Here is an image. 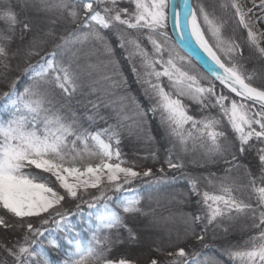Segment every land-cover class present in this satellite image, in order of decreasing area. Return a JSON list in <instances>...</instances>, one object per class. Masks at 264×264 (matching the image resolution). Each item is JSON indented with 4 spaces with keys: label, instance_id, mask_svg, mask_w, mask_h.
Wrapping results in <instances>:
<instances>
[{
    "label": "snow or ice",
    "instance_id": "6c2138e0",
    "mask_svg": "<svg viewBox=\"0 0 264 264\" xmlns=\"http://www.w3.org/2000/svg\"><path fill=\"white\" fill-rule=\"evenodd\" d=\"M258 22L264 0H0V264H264V70L225 35L264 59Z\"/></svg>",
    "mask_w": 264,
    "mask_h": 264
},
{
    "label": "trees",
    "instance_id": "16d2710c",
    "mask_svg": "<svg viewBox=\"0 0 264 264\" xmlns=\"http://www.w3.org/2000/svg\"><path fill=\"white\" fill-rule=\"evenodd\" d=\"M228 28H229V30H228ZM232 28H233V25L229 24V26L225 29V35L226 36H234L238 42L241 40L242 44H243L245 42L244 39L242 37H240V35H238L237 33H235V32L233 33ZM245 37H247L246 34H245ZM117 56L118 57L121 56L120 50H117ZM124 71H125L126 76L128 77V86L130 87L132 93L134 95L140 96L139 86L136 84L135 77L132 75L131 70L128 67L126 62H124ZM217 86H218L217 90L218 91L221 90L222 86H220L218 83H217ZM223 91H225V93H227L226 89H223ZM230 95H232V94H230ZM140 98L143 99L142 96ZM2 103H3V101L0 100V104H2ZM121 150H122V153H123L122 158L124 160H126L129 165H132L133 163H136V164L142 163V157H143L144 151H145L142 147L137 146L136 151H134L133 145L129 141L125 140L124 143L121 145ZM137 152H138V154H136ZM147 163L150 165L151 164V160L149 159L147 161ZM137 170H139V169H137ZM143 195L145 197H147V193H143ZM153 195H157V194L153 193ZM159 195L162 198V202L166 204V195L167 194L165 192H161V193H159ZM144 204L145 205L148 204L147 199H145ZM153 206H155V205L153 204ZM71 207L74 208V206H71ZM172 207H173L174 211L177 210V206H172ZM183 210L185 212H187V211H190L191 209L188 206H184ZM2 211L3 210L0 209V212H2ZM82 211H83V215L82 216L78 214V215L70 218L71 219V223L75 226V229L71 233V235L76 236L77 239L82 240V241H84L86 243L88 235H89V233L86 231V228H87L88 223L90 222L91 218L88 216L89 210L87 209L86 206L82 207ZM165 214H167V213H165ZM32 219L35 222V218H32ZM45 227L51 229L50 234L49 233H45L47 239L55 240L61 246H66V241H65V238H64L65 234L64 233H61V232L55 230V226L51 225V224L50 225H46ZM0 229H5V228L0 227ZM238 229H239V226H238ZM238 229H237V231L234 232V234L232 236V239L234 241H240L243 238H245L246 236L253 234L251 232L241 233ZM19 235H20V230L19 229L8 228L5 231H1V233H0V243L9 244L10 245L11 243L15 242V240L19 237ZM209 243L211 244V246L209 248L202 249V252H203V254L205 256L216 257L217 259H226V258L220 256V253H219V251L217 249V246L215 244H212L211 241H209ZM44 247H45V249H49V246L47 244V240L44 241ZM197 247H199V246H197ZM48 255H49V258L53 262H55V261L60 259V257L57 255V253L53 252L51 250L48 251ZM5 258H6V254H4L2 249H0V260H3ZM8 259L10 260V258H8Z\"/></svg>",
    "mask_w": 264,
    "mask_h": 264
},
{
    "label": "rangeland",
    "instance_id": "374dc122",
    "mask_svg": "<svg viewBox=\"0 0 264 264\" xmlns=\"http://www.w3.org/2000/svg\"><path fill=\"white\" fill-rule=\"evenodd\" d=\"M198 2V0H192V3L195 5ZM247 6H251V3L248 2ZM257 15H259V12H257ZM231 24V23H230ZM232 25V24H231ZM234 27V25H233ZM229 30V28H228ZM259 31H264V24L259 23L258 22V29ZM235 33H237L238 35H240V37H242L244 39V43L242 44V41L240 40L239 43H241L242 45V49H243V53H244V57L246 58L243 63L245 64L247 70L249 72L252 71H256L257 73H259L261 70H264V59L259 58L258 54L254 53V51L248 46L247 44V37H245V34L247 36V31L245 29H243L242 27L236 28ZM237 36V35H236ZM261 46L264 47V39L261 40ZM256 83H260L259 80L256 81ZM7 229H0V233L1 231H5ZM18 236V235H17ZM120 252H124V251H128L127 249H120ZM144 252L147 251V248L145 247L143 249ZM128 254L130 256H132L133 258H139L143 264V261L145 259L144 256H140L138 254L137 251H128Z\"/></svg>",
    "mask_w": 264,
    "mask_h": 264
},
{
    "label": "water",
    "instance_id": "95a60500",
    "mask_svg": "<svg viewBox=\"0 0 264 264\" xmlns=\"http://www.w3.org/2000/svg\"><path fill=\"white\" fill-rule=\"evenodd\" d=\"M216 83H218L219 84V82H216ZM227 90V89H226ZM232 95H234V94H232Z\"/></svg>",
    "mask_w": 264,
    "mask_h": 264
}]
</instances>
